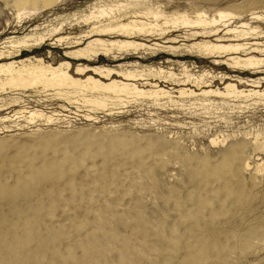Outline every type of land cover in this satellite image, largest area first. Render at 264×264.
<instances>
[{"label":"rangeland","instance_id":"374dc122","mask_svg":"<svg viewBox=\"0 0 264 264\" xmlns=\"http://www.w3.org/2000/svg\"><path fill=\"white\" fill-rule=\"evenodd\" d=\"M109 2L62 0L50 11L32 14L27 9L19 21L16 12L0 0V33L5 31L0 47L6 37H22L37 28L48 35L45 44L24 51L15 60L35 57L51 65L70 61L63 54L74 48L55 40L87 31L91 22L84 24L82 16ZM144 2L169 19L222 10L246 20L250 18L247 11L253 9L263 16L259 22H249L264 28V0ZM119 14L117 9L110 12V16ZM167 29V38L177 37L180 42L163 45L192 42L183 41L190 30L186 25L169 24ZM100 38L125 39L116 33ZM144 38L136 40L147 45L165 41L155 40L156 36ZM182 51L178 49L177 56L167 51L152 59L148 54L145 60L134 56L122 60L124 55L117 53L116 60L83 63L112 68L116 81L122 80L118 77L121 66L137 61L140 66L158 67L167 58L189 65L194 62L195 71L241 76L232 68L215 67L212 60ZM168 65L162 69L168 70ZM76 66L73 61L71 74ZM171 68L182 79L178 65ZM148 79L135 84L149 88L156 83L172 91L183 87L181 82ZM213 86L223 88L219 80ZM41 92L38 88L0 94L5 99L0 105L18 97L19 106L63 115L49 125L24 120L18 126L5 123L11 131H0V220H4L7 243L0 251V264H264V166L255 173L251 162V169L234 176L229 164L221 163L235 142L250 140L255 133L264 138L262 105L246 108L249 102L240 99L229 100L228 106L216 98L207 111L199 108V102L191 105L187 100L160 110L146 100L129 99L124 105L109 106L116 108L109 114L91 112L74 98L68 101L52 91L47 92L50 95ZM19 108L2 111L0 117L6 112L11 116ZM87 114L92 120L85 118ZM222 116L230 122L225 124ZM220 134L235 137L224 147L209 143ZM255 155L254 160L263 157ZM250 176H255V184Z\"/></svg>","mask_w":264,"mask_h":264},{"label":"bare ground","instance_id":"6f19581e","mask_svg":"<svg viewBox=\"0 0 264 264\" xmlns=\"http://www.w3.org/2000/svg\"><path fill=\"white\" fill-rule=\"evenodd\" d=\"M60 1L62 0H3L6 7H10L16 12L19 21L22 12L27 9L29 13L38 14L52 10ZM113 9H117L121 14L110 16ZM247 12H249L250 18L246 20L241 14H232L222 10H217L212 15L203 11H195L191 18L184 15L169 19L162 12L151 10L145 5L144 0H110L108 5L93 7L88 15L82 16L84 24L91 22L87 31L73 38L58 37L55 40L64 42L67 49L74 48L63 54L70 61L64 60L58 65H51L45 64L41 58L35 57L15 60L21 57L24 51L32 52L34 48H41L45 44L48 35L37 32V28L31 29V34L22 37H6L0 47V94H14V92L17 94L41 88V93L52 91L56 96L68 101L74 98L73 101L83 107H89L91 112L99 110L108 111L109 114H113L111 110L116 109L109 106L124 105L129 103V99L146 100L150 106L160 110H166V104H179V102L187 100V102L191 101V105L199 102V108L207 111L208 107H213L216 104V98L225 104H228L229 100L241 99L249 102L244 106L246 108L259 105L264 107V41L261 40L264 39V28L251 24L259 22L263 15L253 9ZM177 23L190 28L189 32L184 34L183 41L190 39L192 42L177 47L163 45L180 42L177 41V37L167 38L170 33L167 26ZM220 28L222 29L220 30ZM7 29H11L9 24ZM53 30L55 32L56 28ZM221 32H223V36H220ZM4 33L5 31L0 33V37ZM107 33H116L125 39L109 41L100 38ZM150 36L158 37L155 40L165 41L162 44L147 45L136 40V38L145 40L144 37ZM211 38L214 40L211 41ZM86 40L87 42L84 44L83 41ZM78 46L81 47L76 48ZM178 49H182L191 57L203 59V61L212 60L215 67L227 66L228 70L232 68L234 71L231 72H238L237 74L246 75V77L232 76L224 72L221 73L222 71L218 73L207 70L195 71L194 62L189 65L186 61H172L167 58L164 62L159 63L158 67L140 66L137 61L124 65V68L121 66L118 71L121 76L118 75V77H121L122 80L116 81L112 79L115 75L112 68L89 66L83 63L98 62L101 59H109V57L116 60L117 53L124 55L120 58L122 60L132 58V56L145 60L148 59L145 57L148 54L152 59V57H157L167 51L170 52L169 55L177 56L175 53ZM73 61L77 62V66L75 73L71 74L70 69ZM163 64H169L168 70L162 69ZM175 64L180 69L182 79H178L177 75L171 72V66ZM89 72L92 75H87ZM156 77L172 82H181L179 85L183 87L172 91L173 88L164 89L156 83L150 84L149 88L143 85L139 87L135 84L138 80L146 81L149 80L148 78ZM216 80L221 81L223 88L212 87V83ZM237 83L240 87L237 86ZM189 84L192 85L188 87ZM242 85L250 88L242 89ZM193 86L196 90L191 88ZM7 90L9 91L6 92ZM17 98L10 97L9 102L0 105V112L7 111L12 107H20L17 110L13 109L11 116L8 115L10 112H6V116L0 117V126H2L0 131H11V126L4 125L5 123H13L14 126H18L17 123L24 120L34 124L37 121H43L49 125L58 121L57 117L63 116L44 112L42 109L19 106V98ZM0 101H5V99L1 98ZM85 118L88 121L92 120L88 114L85 115ZM221 118L225 124L230 122L223 116ZM191 124L195 126L193 123ZM262 135L255 133L250 140L238 141L229 146L223 154L221 163L229 164L228 170L232 172L231 174L238 176L242 171L251 169V162L254 164L255 173L262 171L264 166V138ZM233 137H235L234 134H220L211 138L209 143L224 147ZM257 153L263 157H257L254 160ZM250 180L255 184V176H250ZM3 222L4 220H0V251L7 244Z\"/></svg>","mask_w":264,"mask_h":264}]
</instances>
